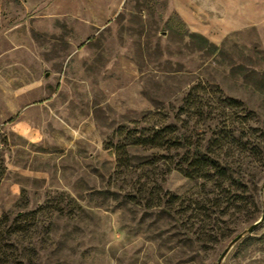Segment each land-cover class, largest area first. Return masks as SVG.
<instances>
[{"label": "rangeland", "instance_id": "1", "mask_svg": "<svg viewBox=\"0 0 264 264\" xmlns=\"http://www.w3.org/2000/svg\"><path fill=\"white\" fill-rule=\"evenodd\" d=\"M225 98L256 136L233 202L168 169L193 146L117 168L115 143L159 124L205 145ZM0 155L27 264H264V0H0Z\"/></svg>", "mask_w": 264, "mask_h": 264}, {"label": "trees", "instance_id": "2", "mask_svg": "<svg viewBox=\"0 0 264 264\" xmlns=\"http://www.w3.org/2000/svg\"><path fill=\"white\" fill-rule=\"evenodd\" d=\"M201 98L198 101L196 97L188 94L186 100L194 105L196 108L194 112H198L199 117H205L206 115H210L211 111L204 112L199 109L201 104L206 103ZM239 104L240 102L233 98L224 99L221 103L222 109L225 110L223 111L222 126H218V123L214 125L212 129L214 130L213 137L207 139L205 145L201 143L194 145L189 135L186 136L183 132L177 131V128L170 124H159L145 128L143 129L144 134L137 137L130 135V132L127 131L125 137L130 135L129 141L125 143L117 141L114 145L117 168L125 170L131 165V156L128 153L127 147H140L152 150L151 160H146V163H151L154 157H156V160L163 157L160 153L162 151H168L171 148L177 149L193 146L194 151L200 153L189 159L186 158V167L176 162L173 167L168 169H177L189 177L202 178L203 183H211L214 188H224L222 193L214 194L212 197L211 201L214 204L219 205L222 200H226L227 197L225 196H229V200L233 202L236 198L235 195L228 194L230 189L234 188L238 182L233 177V168L242 164L245 159H252L256 156L254 128L251 123L247 122V117L243 121H236L235 119L237 112L234 111V108ZM234 114L235 116H233ZM243 136L246 138L243 139ZM4 170L5 166L0 155V180L4 174ZM158 197L162 198V202L166 208H169V203L171 202L179 201V204H182L184 200L181 196L168 191H163ZM28 219L20 220L17 225H6L7 217H0V264H27L29 262V255L26 256L23 252L24 247L19 249L14 246L17 232L26 231L30 225Z\"/></svg>", "mask_w": 264, "mask_h": 264}, {"label": "water", "instance_id": "3", "mask_svg": "<svg viewBox=\"0 0 264 264\" xmlns=\"http://www.w3.org/2000/svg\"><path fill=\"white\" fill-rule=\"evenodd\" d=\"M263 214H264V213H262L260 219H262ZM259 221H260V220L255 221V222H253L252 224H250V225H249V226H248L243 232H250L252 229H254V228L257 226V224L259 223ZM241 235H242V232H241V233H238L236 236H234V237L231 239V241L229 242L228 246L222 251V253H221V255H220V259H221L222 256L227 252L229 246H230L231 244H233L235 241H237V240L241 237Z\"/></svg>", "mask_w": 264, "mask_h": 264}]
</instances>
